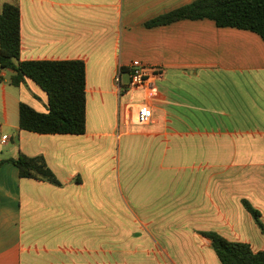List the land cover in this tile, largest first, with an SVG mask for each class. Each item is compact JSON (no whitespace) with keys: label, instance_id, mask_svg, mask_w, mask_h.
<instances>
[{"label":"crops","instance_id":"0c3cea01","mask_svg":"<svg viewBox=\"0 0 264 264\" xmlns=\"http://www.w3.org/2000/svg\"><path fill=\"white\" fill-rule=\"evenodd\" d=\"M194 1L0 0L21 10L20 60H81L87 93L86 133L30 132L20 105L47 112V94L0 72V264H222L207 232L264 251L245 207L264 224V40L210 19L147 26ZM134 60L161 74L131 88ZM20 153L62 185L21 178Z\"/></svg>","mask_w":264,"mask_h":264},{"label":"trees","instance_id":"16d2710c","mask_svg":"<svg viewBox=\"0 0 264 264\" xmlns=\"http://www.w3.org/2000/svg\"><path fill=\"white\" fill-rule=\"evenodd\" d=\"M185 19H210L219 27L249 30L264 40V0H196L146 24L156 27ZM0 46V70L11 71L9 83L19 87L30 79L48 97L47 112L37 111L25 103L20 105V128L39 134L86 133L85 63L81 60L21 61V10L18 4L6 3L2 7ZM9 161L18 168L21 178L62 185L42 156L29 157L20 153ZM245 207L264 234L260 212L248 202ZM204 234L211 239L222 264H264V251H254L248 243L229 241L215 232Z\"/></svg>","mask_w":264,"mask_h":264},{"label":"built area","instance_id":"2783aa9c","mask_svg":"<svg viewBox=\"0 0 264 264\" xmlns=\"http://www.w3.org/2000/svg\"><path fill=\"white\" fill-rule=\"evenodd\" d=\"M159 67H153L144 64L139 60H134L130 66V87L131 88H144L149 82L150 74L158 73L161 74ZM118 82L120 79L117 80ZM153 119V111L149 105L144 104L140 107L137 122L139 124H148ZM8 137L4 136L3 142Z\"/></svg>","mask_w":264,"mask_h":264},{"label":"rangeland","instance_id":"374dc122","mask_svg":"<svg viewBox=\"0 0 264 264\" xmlns=\"http://www.w3.org/2000/svg\"><path fill=\"white\" fill-rule=\"evenodd\" d=\"M7 70H5V69H1L0 70V72L1 73H5ZM128 80V77H127V75L125 74V75H123V81H127ZM35 86H37V85H35ZM41 92H43L41 89H39ZM45 94V93H44ZM38 103H40L41 104V102L40 101H38V100H36ZM130 225H131V223H130Z\"/></svg>","mask_w":264,"mask_h":264}]
</instances>
